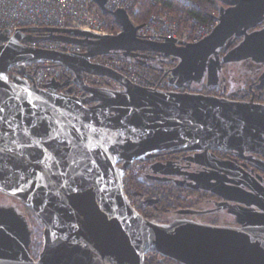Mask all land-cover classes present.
<instances>
[{"label":"water","instance_id":"1","mask_svg":"<svg viewBox=\"0 0 264 264\" xmlns=\"http://www.w3.org/2000/svg\"><path fill=\"white\" fill-rule=\"evenodd\" d=\"M94 1L122 27L119 34L57 27L0 33V40L8 41L0 46V117H7L0 119V190L30 205L45 225L36 261L30 255L27 218L0 207V264H145L150 251L182 264H264V186L213 152L264 156V104L180 90L205 79L208 86L216 85L225 63L264 60V27L250 31L264 20V0H218L223 5L217 27L202 40L185 44L141 39L126 10L112 11L106 0ZM22 39L65 41L85 51L32 47ZM237 39L221 57L220 48L228 49ZM119 52L142 62L148 52L177 60L168 74L173 89L138 85L93 60ZM46 61L69 68L72 78L49 79L44 88L31 84L27 66ZM14 65L21 74L10 78ZM85 74L109 78L119 87L89 84ZM69 85L80 94L59 91ZM37 126L47 135H33ZM160 150L195 151L189 160L209 171L191 173L188 182L179 184L239 203L229 211L240 226L191 219L165 225L142 215L128 199L124 176L135 161L144 162ZM152 170L172 173L155 165ZM254 203L258 210L241 205Z\"/></svg>","mask_w":264,"mask_h":264},{"label":"built area","instance_id":"2","mask_svg":"<svg viewBox=\"0 0 264 264\" xmlns=\"http://www.w3.org/2000/svg\"><path fill=\"white\" fill-rule=\"evenodd\" d=\"M145 5L151 12L144 22L135 24L137 36L141 39L155 42L175 39L177 44L198 42L211 34L219 24L218 15L213 16L209 11L202 10L201 4L196 0H106V7L112 11L124 9L129 13L130 10ZM106 15L94 0H0V33L12 35L20 28L57 27L77 28L98 35L119 34L122 27L119 25L118 30L112 29ZM34 34L41 36L45 35V32ZM7 42L0 40V46ZM21 43L64 52L85 51L82 45L65 41L22 39ZM129 59L123 55L113 57L99 55L93 58L96 62L123 72L138 85L168 90L170 71L163 75L162 70H154ZM16 66L17 70H12L13 66L9 69L10 78L21 74L19 66ZM27 70L33 75V80L29 79L30 83L39 88H44L49 79L63 82L71 79L73 75L69 68L49 61L30 64ZM85 80L92 85L119 87L117 82L95 75L85 74ZM64 87L67 89L60 88L59 91L79 95L75 92L77 88L75 85Z\"/></svg>","mask_w":264,"mask_h":264},{"label":"flooded vegetation","instance_id":"3","mask_svg":"<svg viewBox=\"0 0 264 264\" xmlns=\"http://www.w3.org/2000/svg\"><path fill=\"white\" fill-rule=\"evenodd\" d=\"M223 5L221 1H219L218 6L219 8ZM226 5V4H224ZM227 6V5H226ZM264 27V20L257 25V27L250 29H259ZM233 40V38H231ZM241 39L234 40L233 43L230 45L228 49L225 47L220 48L219 54L222 57L225 55V53L234 47ZM122 54V53H121ZM144 54V53H143ZM157 54L155 52H148L146 53V60L149 58H154L153 56ZM123 55V54H122ZM132 58V57H129ZM134 58V57H133ZM132 58V59H133ZM131 60V59H130ZM172 62L176 63L177 60L171 59ZM227 64V63H225ZM223 65V67L219 70L220 78L218 79V82L216 85H207L206 79L201 84H194L191 88H181L182 91H193V92H202L206 94H213L219 97H227L233 100H240V101H253L257 103L264 104V60H257L254 58H247L240 60L238 62H232L229 64H232L229 71H227V66ZM12 70H17V66H13ZM71 87V86H70ZM67 87L61 88V90H66ZM76 89V90H75ZM75 92L79 93V89L75 88ZM167 89H173L172 86L168 85ZM213 152L216 154L218 158H221L224 161L234 162L235 164H238L239 166L243 167L246 171H248L250 174L255 176V178L264 186V168L262 166V163H264V156L258 153H250L245 152L243 155H240L238 152L234 150H228V149H221V150H213ZM195 155V151H176V152H170L167 150H160L156 152V156L153 158H150L144 162L136 161L135 163H143L148 165L152 168L153 165L156 166V168H167L172 173L168 175H151L149 174L147 178H151L153 180L161 181L160 183H166L171 185L173 188H179L185 195V199L181 204L174 205V206H163L161 203H159L161 198L156 197H148L145 196L141 198V202L136 201L135 198L134 201L135 204L133 206L146 218H150L153 212V205L161 206L162 208L166 209L167 211L172 210H178L180 212L182 209H200V210H211L207 213L202 214H186L180 212V218L179 219H191L196 220L208 224H215V225H232L237 226L239 223L236 222L237 218L235 215L229 212V207H235L240 205L239 203L235 201H229L226 202V199L222 196L213 193L212 195L218 197L213 198V204L212 206L201 209L196 208L195 206L190 205V203H187V198L193 195H197L200 190H197L192 187L187 186H180L179 183L182 182H188V176L191 173H200L203 171H209L208 167H205L202 164L195 163L194 161H190L189 158L191 156ZM134 165V164H132ZM230 184V183H229ZM149 185H155V184H149ZM243 187V186H242ZM246 190H249L247 187ZM203 190V189H202ZM1 191V190H0ZM205 191V190H204ZM0 194H3V192H0ZM165 194V193H163ZM182 194V195H183ZM8 199H10L12 204L3 203L2 205L11 209H14L15 211H20L24 206H27V204H22L23 201L18 199L17 197L10 196L6 193L3 194ZM157 199V202L150 203L151 200ZM22 201V202H21ZM228 204V206H227ZM226 205V206H225ZM244 207H248L250 209L258 210L259 207L257 204L252 205H245L241 204ZM19 206V207H18ZM191 206V207H190ZM220 206H225V208H220ZM221 211L228 212L232 218V222H223L217 219L216 215L219 214ZM212 216L209 220H199L198 217L200 216ZM215 217V218H214ZM236 219V220H235ZM217 220V221H216ZM219 220V221H218Z\"/></svg>","mask_w":264,"mask_h":264},{"label":"rangeland","instance_id":"4","mask_svg":"<svg viewBox=\"0 0 264 264\" xmlns=\"http://www.w3.org/2000/svg\"><path fill=\"white\" fill-rule=\"evenodd\" d=\"M114 55L120 56L122 54H121V52H119V53H115ZM153 57L154 58L151 57V59L148 58L147 61L152 63L154 66L169 65L172 68L177 63V62L176 63L172 62L171 58H166V57H163V56L158 55V54H155ZM131 60L133 61L132 58H131ZM170 62H171V64H170ZM225 65L227 66L226 70L229 71L232 64L227 63ZM116 88H118V87L116 86ZM180 151H182V150H180ZM137 161H139V160H137ZM135 162L133 163L134 165H131L130 168L135 169L136 171L140 172L141 173L140 176H141V179L143 181H145L147 184H158L161 182V181L153 180V179L147 178V177L149 174H151L153 176L154 175H163V174L153 173L152 168L149 167L148 165L143 164V163H135ZM0 192H3V194L6 193L4 191H0ZM208 192L200 189V191L198 192L197 195L190 196L189 198H187L186 202L190 203V205L195 206L196 208H201V209L208 208V207L213 205V204H211V202L213 203L212 197L218 198V197H216V196H214ZM3 194H0V207L8 208V207L3 206L2 205L3 203H1V202L8 203L10 205V204H12L10 202L11 200L8 199ZM6 194H8V193H6ZM8 195L16 197V196L11 195V194H8ZM18 199H20V198H18ZM128 199H129V197H128ZM141 200H142L141 198L138 200L139 203L141 202ZM129 201L132 204V201L130 199H129ZM24 203L25 202H23L22 204L24 205ZM25 205H26V203H25ZM8 209H11V208H8ZM153 211H155V212H153L152 215L150 216V218H152L150 220L157 222V223H160V224H165V225L171 224L172 222L179 220V218L181 216L180 212H178V210L177 211L176 210L175 211L174 210L167 211L166 209L162 208L161 206H158V204L156 206L153 205ZM17 212H19V211H17ZM20 214L24 215L28 220L29 227L31 230V243H30L31 254L30 255L34 258V260L37 261L40 257L41 251H42L43 246H44L45 225L42 223V220L36 215V212L34 211V209L28 204H27V206H24L22 208V210L20 211ZM216 217H217V219H219L220 221H223V222H232L233 221L232 220L233 216H231L228 212H224V211H221L219 214L216 215ZM211 218H212V216H210V215H207V216L203 215V216L198 217L199 220L203 219L206 221L211 219ZM236 222L239 223L237 220H236ZM237 226H240V224ZM171 264H182V263H179V262L173 260V262Z\"/></svg>","mask_w":264,"mask_h":264},{"label":"trees","instance_id":"5","mask_svg":"<svg viewBox=\"0 0 264 264\" xmlns=\"http://www.w3.org/2000/svg\"><path fill=\"white\" fill-rule=\"evenodd\" d=\"M201 4V9L205 11H209L211 15H218L219 13V6L218 0H196ZM151 12V9L148 8L147 5L141 6L139 9H132L129 11L130 18L134 24H139L145 21L146 17ZM107 18L111 22V28L114 30L119 29V25L114 22L113 16L111 14L106 15ZM131 59V58H130ZM142 61H138L137 58H133L132 62H136L138 64H144L151 69L154 70H162V74L164 75L165 72L170 71L171 67L169 65H159L154 66L152 63L146 60L144 57ZM171 64V62H170ZM140 172L136 171L135 169L129 168L124 176V190L132 201V204H135L140 198L145 196L148 197H156L161 198L159 203L163 206H174L179 205L181 202L184 201L185 195L179 188H173L171 185L166 183H158L155 185H149L145 181L141 179ZM165 193V194H163ZM183 194V195H182ZM135 198L137 199L136 201ZM173 259L166 257L165 255L156 252L150 251L145 255V264H171Z\"/></svg>","mask_w":264,"mask_h":264},{"label":"snow or ice","instance_id":"6","mask_svg":"<svg viewBox=\"0 0 264 264\" xmlns=\"http://www.w3.org/2000/svg\"><path fill=\"white\" fill-rule=\"evenodd\" d=\"M4 107L6 108L7 105L5 104ZM0 112H3V108H0ZM0 119H4V120H7V117L6 116H3V117H0ZM38 127L37 126L36 128L33 129V135H47V131H44V132H40L38 130ZM4 169L2 167H0V172H3Z\"/></svg>","mask_w":264,"mask_h":264},{"label":"bare ground","instance_id":"7","mask_svg":"<svg viewBox=\"0 0 264 264\" xmlns=\"http://www.w3.org/2000/svg\"><path fill=\"white\" fill-rule=\"evenodd\" d=\"M37 215V214H36Z\"/></svg>","mask_w":264,"mask_h":264}]
</instances>
